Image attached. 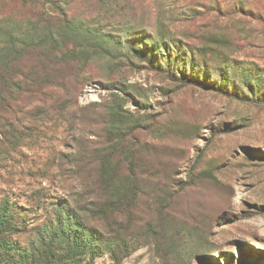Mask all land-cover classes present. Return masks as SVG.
Listing matches in <instances>:
<instances>
[{
    "label": "rangeland",
    "instance_id": "374dc122",
    "mask_svg": "<svg viewBox=\"0 0 264 264\" xmlns=\"http://www.w3.org/2000/svg\"><path fill=\"white\" fill-rule=\"evenodd\" d=\"M0 55L13 241L264 264V0H0Z\"/></svg>",
    "mask_w": 264,
    "mask_h": 264
},
{
    "label": "trees",
    "instance_id": "16d2710c",
    "mask_svg": "<svg viewBox=\"0 0 264 264\" xmlns=\"http://www.w3.org/2000/svg\"><path fill=\"white\" fill-rule=\"evenodd\" d=\"M2 58L0 55V60ZM11 83L15 81L13 79L7 81L0 73V95L3 93L2 87L6 84L8 95L12 94ZM10 209L8 203L3 204V209L0 208V264H82L87 242L84 237L76 236L70 224L68 232L63 231L62 222L65 219L62 215L57 217L60 231H52L54 226H51L46 230L45 236H39L37 245L23 247L17 240L12 239L14 235H19L23 231L8 212ZM59 236L63 238L59 240Z\"/></svg>",
    "mask_w": 264,
    "mask_h": 264
}]
</instances>
